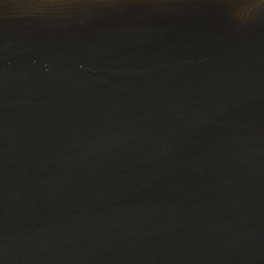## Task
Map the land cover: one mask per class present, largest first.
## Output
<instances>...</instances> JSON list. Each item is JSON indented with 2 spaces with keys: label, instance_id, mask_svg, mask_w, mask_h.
<instances>
[{
  "label": "water",
  "instance_id": "water-1",
  "mask_svg": "<svg viewBox=\"0 0 264 264\" xmlns=\"http://www.w3.org/2000/svg\"><path fill=\"white\" fill-rule=\"evenodd\" d=\"M0 264H264V0H0Z\"/></svg>",
  "mask_w": 264,
  "mask_h": 264
}]
</instances>
